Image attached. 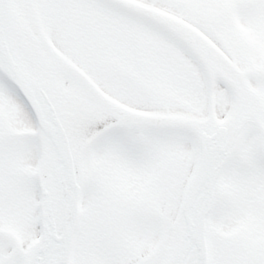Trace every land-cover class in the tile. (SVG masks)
Masks as SVG:
<instances>
[{
  "label": "snow or ice",
  "instance_id": "obj_1",
  "mask_svg": "<svg viewBox=\"0 0 264 264\" xmlns=\"http://www.w3.org/2000/svg\"><path fill=\"white\" fill-rule=\"evenodd\" d=\"M0 264H264V0H0Z\"/></svg>",
  "mask_w": 264,
  "mask_h": 264
}]
</instances>
